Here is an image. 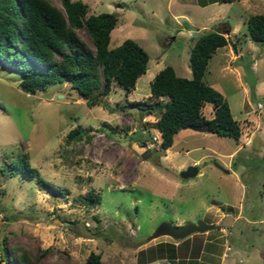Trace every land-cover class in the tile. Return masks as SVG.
<instances>
[{"label":"rangeland","instance_id":"374dc122","mask_svg":"<svg viewBox=\"0 0 264 264\" xmlns=\"http://www.w3.org/2000/svg\"><path fill=\"white\" fill-rule=\"evenodd\" d=\"M81 1L88 15H117L109 48L136 41L147 71L131 92L113 84L89 107L68 83L24 91L21 74L0 60V264H19L24 253L31 264H264V43L247 34L264 0ZM206 30L228 39L204 81L224 96L241 135L236 142L186 128L163 149L150 81L167 65L191 78L189 51ZM77 33L92 47L84 28ZM151 106L152 114L143 110ZM202 113L211 119V104ZM78 125L89 133L68 139ZM24 155L37 176L10 173ZM189 166L197 174L182 178ZM90 191L99 204L84 202ZM198 220L215 228L153 237L162 222ZM90 253L98 263L87 261Z\"/></svg>","mask_w":264,"mask_h":264},{"label":"trees","instance_id":"16d2710c","mask_svg":"<svg viewBox=\"0 0 264 264\" xmlns=\"http://www.w3.org/2000/svg\"><path fill=\"white\" fill-rule=\"evenodd\" d=\"M233 1L198 0V3L207 6ZM61 3L62 10L48 0H0V60L21 74V88L35 93L48 85L68 83L89 107L97 104L95 97L109 94L113 84L126 93L131 92L137 79L147 71L149 56L144 48L129 38L109 48L111 31L118 22L116 14L88 15V5L81 0H61ZM81 28L87 31L92 47L79 37L77 30ZM247 31L254 42L264 43V14L250 15ZM227 43L221 31L206 30L196 37L189 51L191 78L178 76L167 65L150 81L148 99L161 104L156 128L161 134L163 149L171 147L174 136L191 125L205 124L209 133L238 141L241 128L228 102L204 81L210 58ZM251 95L255 97L253 84ZM163 98L166 100L161 103ZM207 103L212 106L211 119L202 113ZM143 110L153 113L152 106ZM89 131L78 125L67 138L79 140ZM11 166V174L20 173L28 178L38 174L26 155ZM89 200L90 204H99L101 198L90 191L84 202L89 204ZM30 261L25 253L18 258L19 264H31ZM87 261L98 263L99 255L90 253Z\"/></svg>","mask_w":264,"mask_h":264},{"label":"water","instance_id":"95a60500","mask_svg":"<svg viewBox=\"0 0 264 264\" xmlns=\"http://www.w3.org/2000/svg\"><path fill=\"white\" fill-rule=\"evenodd\" d=\"M188 128L198 132H208L207 125H191ZM197 174V169L194 166H189L180 173L182 178L193 177ZM215 228V224L207 223L203 220L189 222L184 225L176 226L169 222L159 224L154 232L153 237L167 236L174 240L184 239L195 233H204Z\"/></svg>","mask_w":264,"mask_h":264},{"label":"built area","instance_id":"2783aa9c","mask_svg":"<svg viewBox=\"0 0 264 264\" xmlns=\"http://www.w3.org/2000/svg\"><path fill=\"white\" fill-rule=\"evenodd\" d=\"M157 137H159V136H153V137H152V140H153V141H158V138H157ZM160 137H161V135H160Z\"/></svg>","mask_w":264,"mask_h":264},{"label":"clouds","instance_id":"9594fccd","mask_svg":"<svg viewBox=\"0 0 264 264\" xmlns=\"http://www.w3.org/2000/svg\"><path fill=\"white\" fill-rule=\"evenodd\" d=\"M161 135V134H160Z\"/></svg>","mask_w":264,"mask_h":264}]
</instances>
